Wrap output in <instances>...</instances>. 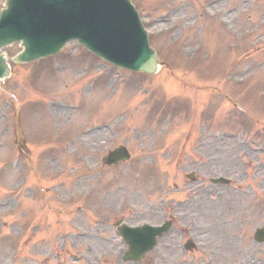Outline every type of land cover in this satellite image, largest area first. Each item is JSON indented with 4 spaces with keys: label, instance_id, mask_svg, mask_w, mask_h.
<instances>
[{
    "label": "rangeland",
    "instance_id": "1",
    "mask_svg": "<svg viewBox=\"0 0 264 264\" xmlns=\"http://www.w3.org/2000/svg\"><path fill=\"white\" fill-rule=\"evenodd\" d=\"M131 1L169 68L133 75L69 42L0 82V264H263L252 235L264 225V0ZM161 93L155 117L141 103ZM16 124L30 150L16 151ZM118 145L131 160L102 167ZM234 174L243 189L219 196L209 179ZM122 214L177 219L133 263L95 239ZM181 229L196 251L182 252Z\"/></svg>",
    "mask_w": 264,
    "mask_h": 264
},
{
    "label": "water",
    "instance_id": "2",
    "mask_svg": "<svg viewBox=\"0 0 264 264\" xmlns=\"http://www.w3.org/2000/svg\"><path fill=\"white\" fill-rule=\"evenodd\" d=\"M0 12V48L22 40L23 50L13 57L25 62L58 51L71 38L123 67L154 73L162 64L149 47L146 34L128 0H5ZM0 54V79L9 75ZM128 158L124 147L110 160ZM161 228L144 225L124 228L131 245L142 238L153 241ZM133 248V247H131Z\"/></svg>",
    "mask_w": 264,
    "mask_h": 264
}]
</instances>
